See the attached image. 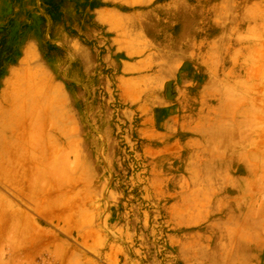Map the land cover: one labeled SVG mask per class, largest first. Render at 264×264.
<instances>
[{
    "label": "rangeland",
    "instance_id": "obj_1",
    "mask_svg": "<svg viewBox=\"0 0 264 264\" xmlns=\"http://www.w3.org/2000/svg\"><path fill=\"white\" fill-rule=\"evenodd\" d=\"M0 106L78 136L36 264H264V0H0Z\"/></svg>",
    "mask_w": 264,
    "mask_h": 264
},
{
    "label": "crops",
    "instance_id": "obj_2",
    "mask_svg": "<svg viewBox=\"0 0 264 264\" xmlns=\"http://www.w3.org/2000/svg\"><path fill=\"white\" fill-rule=\"evenodd\" d=\"M25 113L27 120L16 122L12 116L19 113L0 106V264L57 256L59 243L47 230L69 215L62 207L69 194L68 187L63 194L62 177L72 172L73 159L77 172L78 136L71 126L47 111L42 119L30 109ZM259 252L235 256L243 259L235 264H261Z\"/></svg>",
    "mask_w": 264,
    "mask_h": 264
}]
</instances>
